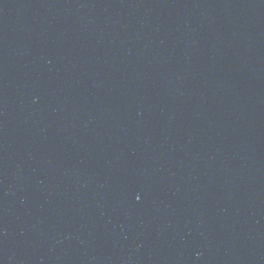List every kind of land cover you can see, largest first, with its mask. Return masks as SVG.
Wrapping results in <instances>:
<instances>
[{"label":"water","instance_id":"obj_1","mask_svg":"<svg viewBox=\"0 0 264 264\" xmlns=\"http://www.w3.org/2000/svg\"><path fill=\"white\" fill-rule=\"evenodd\" d=\"M0 264H264V0H0Z\"/></svg>","mask_w":264,"mask_h":264}]
</instances>
